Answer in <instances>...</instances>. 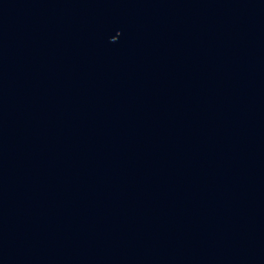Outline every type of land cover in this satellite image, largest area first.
<instances>
[{
  "label": "water",
  "instance_id": "95a60500",
  "mask_svg": "<svg viewBox=\"0 0 264 264\" xmlns=\"http://www.w3.org/2000/svg\"><path fill=\"white\" fill-rule=\"evenodd\" d=\"M124 264H264V0H161Z\"/></svg>",
  "mask_w": 264,
  "mask_h": 264
}]
</instances>
